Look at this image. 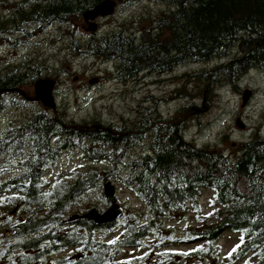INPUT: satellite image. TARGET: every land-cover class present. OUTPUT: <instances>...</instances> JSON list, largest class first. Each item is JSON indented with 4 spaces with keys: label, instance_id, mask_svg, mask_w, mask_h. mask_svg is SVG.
I'll list each match as a JSON object with an SVG mask.
<instances>
[{
    "label": "trees",
    "instance_id": "obj_1",
    "mask_svg": "<svg viewBox=\"0 0 264 264\" xmlns=\"http://www.w3.org/2000/svg\"><path fill=\"white\" fill-rule=\"evenodd\" d=\"M103 1L16 0L13 21L30 40V30L38 36L57 26L69 29ZM113 1L126 8L148 1L168 9L148 25L123 26L84 45L69 33L74 54L114 60L116 78L126 85L140 83L147 72L161 77L181 67L202 66L184 75L191 78L189 90L184 85L177 91L180 101L190 102L166 117L143 101L137 118L110 129L96 120L78 123L65 112L41 109L29 114L20 130L0 131V170L5 155L15 159L26 145L32 151L24 168L0 184L5 214L17 204L25 215L18 222L0 221L13 229L12 237L0 242V264H175L169 262L182 253L168 246L182 240L168 222H182L190 214L196 215L197 226L192 224L184 236L200 245L186 256L219 258L220 238L233 232L237 240L223 264H264V132L258 129L230 151L200 149L186 139L189 124L201 122L200 109L216 99L219 89L239 92L251 72L264 74V0ZM9 26L0 18V33ZM64 75V69L23 58L0 72V92L21 90L41 79L61 84ZM76 151L107 168L92 170L85 178L46 179L62 154ZM108 178L133 194L141 210H130L127 218L106 226L81 219V213L71 215L97 182ZM205 191L212 192L213 210L202 216ZM10 192L15 195L8 198ZM130 248L144 255L124 262L120 258ZM154 252H162L166 263H151Z\"/></svg>",
    "mask_w": 264,
    "mask_h": 264
},
{
    "label": "rangeland",
    "instance_id": "obj_2",
    "mask_svg": "<svg viewBox=\"0 0 264 264\" xmlns=\"http://www.w3.org/2000/svg\"><path fill=\"white\" fill-rule=\"evenodd\" d=\"M15 3V0H1L0 18L4 15L8 16L9 14L6 11L8 9L13 10L16 7ZM167 9L166 6L148 1H139L134 7L130 8L117 5L112 16L102 22L98 21V27L95 32L99 36H107L112 31L123 26L129 28L128 30L139 25L145 26L148 25L150 19L153 20L154 17ZM142 22L143 24H141ZM88 26L89 24L81 17L79 20L74 21L73 26H70L69 29L71 30L66 27L63 29L54 27L46 33L36 35V40H33V38L28 40L20 35L17 47L5 45L6 48L0 50V72L7 67L14 66L15 62L17 63L25 58L31 61L36 60L40 65L54 70L64 69L68 74L63 76L61 85L57 89L58 104L55 109L45 108L41 102L34 103L29 101V99H35L34 84L23 86L21 91H23L22 93L28 100L25 101L28 109L24 108V104L15 108L18 117L28 116L36 110L47 109L51 113L65 112L70 120L78 123L96 120L105 129H110L112 126H120L124 121L129 122L137 118L140 111L139 106L143 101L146 107L156 108L159 113L166 115V117L174 114L178 109L190 102L189 99L180 101L177 91L184 85L189 90L191 78L184 75L194 73L203 68L202 66L181 67L171 75L162 76V80L156 77L154 84L152 83L154 79L141 80L140 83L135 82L128 85L119 83L112 79L114 72L113 62L109 64L104 60L74 54L69 33L80 43V41H84L83 39L91 34ZM78 49H80L79 46H77ZM16 56L17 60L12 58ZM8 61L12 65H7ZM43 76H46V71ZM247 91L251 92V96L248 103L244 105L243 97ZM146 97H150L151 100L146 102L144 100ZM154 102H157V104ZM204 103L202 102L201 104ZM200 110L202 112L201 122L199 124H189L186 130L187 141L200 149L205 147L221 151L236 149L240 142L250 140L258 129L264 132V74L251 72L241 82L239 92L219 89L216 99L207 105L206 108L203 107ZM238 120L244 125V129L237 126ZM139 151L140 149L138 148L133 152L137 153ZM68 156L69 154L60 160L58 170H56L57 168L55 169L56 172L51 171L47 174V180L54 181L55 178L63 180L85 178V175L92 170L104 171L107 168L104 164H95L87 161L79 152ZM9 175L8 173L0 176V184ZM107 184H110L115 190L114 200L116 205L119 206V211L124 213L123 219L128 217L130 210H138L140 208V206L136 208L138 206L137 199L117 179L108 178L104 181L99 180L97 185L92 188L91 194L85 197L81 203L76 204L71 215L77 214L78 216L80 213H87L90 209L97 207L102 210L108 209L111 204L105 205L102 199ZM13 195L15 194L10 192L8 198ZM211 201L212 192L205 191L200 202L202 216H206L213 210ZM4 206L5 204L0 200V221H3L4 218V220L18 222L25 216L24 213L16 210L17 204L14 207L12 206V211L9 214H5ZM195 216V214H190L182 222L178 221V218L168 222V227L173 228V234H175L177 239L182 240L180 245H169L168 248H170L171 252L185 255L175 256V260L169 263H225L237 240V235L233 232H226L220 238L217 245V251L221 253L219 258L202 261L186 256L190 250L200 245L199 242L186 240L184 236V232L192 224H195ZM195 226L197 225L195 224ZM12 230L11 226H2L0 223V242L3 239H10ZM1 248L2 245H0ZM143 255L138 250L130 248L124 251L120 259L125 262ZM150 262L166 263L165 256L162 252H154L150 255Z\"/></svg>",
    "mask_w": 264,
    "mask_h": 264
},
{
    "label": "flooded vegetation",
    "instance_id": "obj_3",
    "mask_svg": "<svg viewBox=\"0 0 264 264\" xmlns=\"http://www.w3.org/2000/svg\"><path fill=\"white\" fill-rule=\"evenodd\" d=\"M16 1V0H15ZM10 3V1H9ZM16 6V5H15ZM92 10V9H90ZM9 15L8 16H1L2 19H4L5 22H8L10 23V26L8 28V30L6 31H2L0 33V50L3 49V48H6L5 45H8V46H13V47H17L18 46V41L20 39L19 36L21 35L18 31V29L16 28V20L13 21V18L14 16L18 13V10H17V6L11 10V9H8L6 11ZM107 19V18H106ZM104 18H97L96 21H97V27H98V21L99 22H102L104 20H106ZM95 21V22H96ZM13 23V25H12ZM89 24L88 27H90V23L87 22ZM33 28V27H32ZM31 32V35L33 36V40H36V34H35V30L32 29L30 30ZM107 36H99L98 33L96 34H89L88 37L84 38L83 40L84 41H80L79 44L81 45H84L85 42L88 43V40H91V39H96L97 41L99 40H102V39H105L107 38ZM14 38V40H13ZM12 42V43H9V42ZM26 42V41H24ZM79 42V41H78ZM3 43V44H2ZM20 43V42H19ZM73 52H74V48H73ZM35 55V54H33ZM12 58H15L17 60V56L16 57H12ZM15 60V61H16ZM35 60H33L34 62ZM108 62L109 64L111 62L114 63V72H113V75H112V79L119 82L116 78V70H115V62L114 60H108L106 61ZM10 61H8L7 65H12ZM14 65V64H13ZM15 65H16V62H15ZM11 68V67H9ZM8 67L4 69L5 70H8L9 69ZM3 71V70H2ZM156 75H151L149 74V72H147L146 74H144V76L142 77V81H146V80H150V79H154V81L152 82L153 84L156 82ZM160 80H162V76L161 77H158ZM60 82H62V79L60 80ZM119 83H122V82H119ZM124 84V83H122ZM126 85V84H125ZM59 86H57V89H58ZM57 95V91L55 92V96ZM22 97L24 100H22ZM25 101H28L26 96L22 94V91L17 88V89H11V90H8L6 93H1L0 92V114L2 113H5L6 116H4L3 118V121L1 123V126L2 128H0V131L1 133H6V132H10L11 130H20V128L22 127L23 124L26 123V121L28 120V116H19L18 117V114L17 112L15 111V108L17 107H20L21 104L23 103L24 104V108L25 109H28V106L26 105L27 103ZM29 101H33V99H29ZM3 103H6L4 104L5 106H2ZM2 108H4L5 110H2ZM26 111V110H25ZM19 135V139H20V134ZM33 149H34V146H33ZM19 151V150H18ZM31 150L29 148V145H26V147L24 148V150L22 151L21 153V150H20V153L18 156H15L16 158L15 159H10V158H5L6 155L4 156V159L2 160V162L5 164L4 167H2V169L0 170V174L4 175V174H10L8 177L12 176L13 173H18L21 169H23L24 165L27 164L28 162V159L31 157ZM34 166V165H33ZM10 171V172H8ZM0 175V176H2ZM111 204V202L109 203ZM108 204V205H109ZM68 251V250H67ZM68 253V252H67Z\"/></svg>",
    "mask_w": 264,
    "mask_h": 264
},
{
    "label": "water",
    "instance_id": "obj_4",
    "mask_svg": "<svg viewBox=\"0 0 264 264\" xmlns=\"http://www.w3.org/2000/svg\"><path fill=\"white\" fill-rule=\"evenodd\" d=\"M116 3L112 0H105L94 7L93 10L87 11L83 14V18L87 22L90 23V30L95 32L97 30V26L94 21L99 17H109L115 11ZM56 87V82L49 79H41L37 81L34 85L36 100L41 101L43 105L47 108H55L56 101L54 97V90ZM251 96V92L247 91L244 93L243 103L246 105L248 103ZM237 126L244 129V125L237 121ZM115 190L110 185L107 184L105 188V196L111 199L114 196ZM122 215L121 211H119V206L114 204L110 209H108L104 213H100L97 210L93 209L89 211L87 214L82 216L83 219L91 220L96 225L103 224H112Z\"/></svg>",
    "mask_w": 264,
    "mask_h": 264
}]
</instances>
